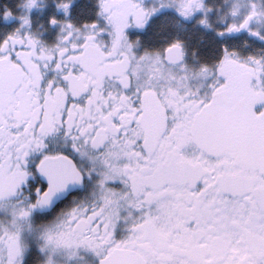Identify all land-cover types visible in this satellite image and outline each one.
Wrapping results in <instances>:
<instances>
[{"label": "snow or ice", "instance_id": "6c2138e0", "mask_svg": "<svg viewBox=\"0 0 264 264\" xmlns=\"http://www.w3.org/2000/svg\"><path fill=\"white\" fill-rule=\"evenodd\" d=\"M0 264H264V0H0Z\"/></svg>", "mask_w": 264, "mask_h": 264}]
</instances>
